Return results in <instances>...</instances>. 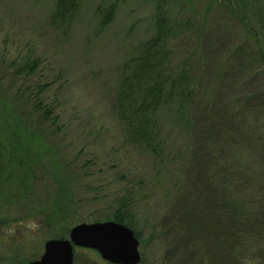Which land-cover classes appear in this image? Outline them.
Segmentation results:
<instances>
[{"label": "rangeland", "instance_id": "obj_1", "mask_svg": "<svg viewBox=\"0 0 264 264\" xmlns=\"http://www.w3.org/2000/svg\"><path fill=\"white\" fill-rule=\"evenodd\" d=\"M55 1L0 0V132L8 129L5 123L15 126L2 114L14 119L17 113L42 136L29 138L15 131L19 140L11 136L0 160V264H28L40 257L47 239L68 237L73 225L110 220L120 209L117 197L126 191L134 199L123 211L122 223L139 240L138 264H175L182 254L165 253L161 237L168 223L180 220L173 233L201 240L202 219L221 221L222 190L246 208L257 202L250 195L257 192L250 180L237 183L215 174L232 166L238 153L252 158L250 144L261 148L264 142V114L250 117L243 111L232 123L227 119L236 112L232 102L238 96L264 88V0H79L66 28L50 22ZM158 11L184 23V33L170 41V48L173 58L187 60L194 72L200 100L216 88L211 105L200 107V133L207 130L209 137H191L185 114H174L171 108L160 112L163 155L192 163L182 177L192 179L194 171L201 177L194 184L204 189L199 195L203 203L195 198L194 186L181 194L165 167L127 143L112 105L119 66L153 34ZM247 79L251 84L243 88ZM222 103L229 105L222 108L228 113H219ZM260 154L262 160L258 156L256 161L264 166V151ZM33 169L40 178L29 194L21 181L25 174L26 182L31 181ZM61 181L68 188L61 198L69 203L63 214L55 201ZM193 221L198 223L196 235L191 233L195 225L189 227ZM197 249L200 254L192 264H199L201 254L205 257ZM74 250L73 264H113L99 253L91 258L82 247ZM258 257L250 250L236 261Z\"/></svg>", "mask_w": 264, "mask_h": 264}, {"label": "trees", "instance_id": "obj_2", "mask_svg": "<svg viewBox=\"0 0 264 264\" xmlns=\"http://www.w3.org/2000/svg\"><path fill=\"white\" fill-rule=\"evenodd\" d=\"M79 3V0H56L50 22L57 27H68L77 12ZM103 9L101 6L100 11H102V14L104 13L102 23H105ZM262 19L264 21V16H262ZM184 31V23L179 18L170 19L163 11L155 13L153 34L140 45L137 54L125 60L119 66L120 75L114 90L112 105L118 121L126 131L127 143L146 150L154 161L165 167V172L176 182L175 185L179 186L181 194L184 195L189 191L186 190L187 187L194 186L191 187V190H195L194 195L196 198V195L198 197L201 195L200 190H204L202 186H195L198 177H201L198 174L196 175L195 171L191 174L193 175L192 179L187 174L182 177V171H186L187 167L190 168L192 163L190 161L183 163L177 161V163L176 161H170L169 157L163 155L164 143L160 132V112L162 108H171L174 114H185L187 133L190 131L191 137L192 133H194L193 137L195 136L196 139L198 137L201 139V136L205 138V135L209 137L207 130L200 133V130L203 129L202 125H204L200 121V107L211 105L212 93L216 88L212 87V92L210 91L209 95L205 96L204 101H202V98L200 100L199 95L201 93L197 87L199 81L191 67H189L187 60L184 59L179 63L173 58L170 41L182 35ZM260 56L264 59V53L261 52ZM253 78L255 76L251 77V82ZM243 81L245 82L242 85L243 88L250 86L251 83L248 82V79ZM224 104H220L219 113L225 111L222 108L229 106H223ZM235 104L237 105L236 112H231L227 117L228 121H231L230 123L236 120L235 117L243 111L246 112L245 114H249L250 117L262 116L264 114V88L256 89V91L246 96H238L232 102V105ZM228 111L229 109L225 112L228 113ZM48 113L46 111L43 116H48ZM15 115L13 119L6 113L2 114L3 119L6 121L11 119L15 126L10 127L5 123L8 129L0 132V160L4 153H7L5 152L6 142L13 140L11 136L14 137L15 131H19L20 136L42 137L40 133V136L36 133L33 127L23 123L17 113ZM195 130H198L199 133L196 132L195 134ZM7 132H10L11 135ZM261 138L263 137L257 138V140L262 142L259 140ZM17 140L19 138L14 141ZM248 150L251 152L252 158L247 153H244L247 154L246 157L238 153L235 155L236 162H233L232 166L217 170L218 173L215 175L220 176L223 180L225 177L234 178L237 183H249L250 180L257 191L251 192L250 195L253 199H257V202L251 203L246 208L241 200L234 197H231L232 200L229 199V190H222L221 221L216 222L215 219L211 221V219L205 218L201 220L199 227L195 221L190 223L189 227H191V224L195 225L193 230L196 232H191L193 235L197 234L198 228L200 229L203 236L201 240L191 235L180 237L178 234L173 233L174 229L179 225L181 226L180 220H172L168 223L165 231H162L161 237L164 239L163 248L166 251L165 253L172 255L179 252L178 255L182 254V258L177 261L174 260L175 264H187L189 261L192 264L193 259L196 261L197 256L200 254L197 247L205 251V257L204 254L200 255L199 264H237L236 260L241 258L243 253L246 254L250 250L253 253L257 252L259 257L252 262L247 261L249 258L243 259V264H264V166L256 161L258 156L262 160L260 151L262 153L264 151V142L261 148L250 144ZM8 158L11 160L12 155L8 154ZM173 162L177 163L176 167L173 166ZM0 170H2L1 165ZM30 173L32 176L31 181L26 182L28 175L25 174L21 181V188H27L29 194H32L40 177L36 174V169L30 170ZM58 189V191H55V201L60 205L56 206V209L58 212L64 210L62 214L67 213L66 207L69 203L67 200L63 201L64 199H62L64 198L62 196H66L68 192L66 183L64 181L58 182ZM185 197L187 200H192L191 195H185ZM205 197L208 199V194ZM133 199L134 194L129 191L118 196L116 201L120 209L112 214L111 219L125 222L126 218L123 211L130 208ZM202 199L200 196L199 201L201 200L203 203ZM192 239L195 240L191 241ZM248 243H250L249 246H247ZM82 251L88 253L91 258H96L98 254L97 251L88 248H83ZM75 253L76 250H74V255Z\"/></svg>", "mask_w": 264, "mask_h": 264}, {"label": "water", "instance_id": "obj_3", "mask_svg": "<svg viewBox=\"0 0 264 264\" xmlns=\"http://www.w3.org/2000/svg\"><path fill=\"white\" fill-rule=\"evenodd\" d=\"M74 247L96 250L113 264H138L139 240L126 224L115 220L80 222L73 225L68 237L49 238L39 258L28 264H73Z\"/></svg>", "mask_w": 264, "mask_h": 264}]
</instances>
